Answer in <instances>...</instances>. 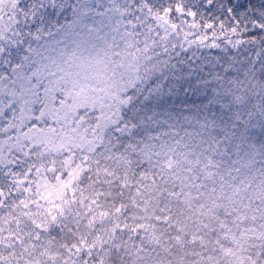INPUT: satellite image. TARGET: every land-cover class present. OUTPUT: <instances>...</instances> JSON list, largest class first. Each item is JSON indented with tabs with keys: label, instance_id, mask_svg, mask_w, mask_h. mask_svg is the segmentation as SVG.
Returning a JSON list of instances; mask_svg holds the SVG:
<instances>
[{
	"label": "rangeland",
	"instance_id": "obj_1",
	"mask_svg": "<svg viewBox=\"0 0 264 264\" xmlns=\"http://www.w3.org/2000/svg\"><path fill=\"white\" fill-rule=\"evenodd\" d=\"M107 1L85 0L71 14L67 8L52 13L46 0H22L0 26V173H8L7 166L33 154L52 166L63 158L70 183L52 170L39 188L47 215L75 202L73 185L78 176L71 170L75 156L86 162L90 152L103 146L106 134L131 136L138 131L124 118L138 56L131 53L122 72L109 61L111 41L100 36L109 26L121 25L123 14L115 5L112 17L107 16ZM250 61V56L223 53L208 60V68L201 70L208 77L200 78L221 87ZM221 90L214 95L218 101H212L220 107L229 103L227 87ZM167 105L164 113L144 115L146 144L140 151L147 149L171 172L169 196L181 189L179 220L165 215L171 209L165 212L154 193L136 206L129 203L133 207L129 214L126 204L117 208L107 203L108 215L95 217V226L98 222L99 230L109 233L94 242L98 258L114 264H264V151H256L252 140L244 139V146L231 140L220 127L226 119H217V105L191 112ZM39 117H48L50 128L36 127ZM79 194L85 196V191L80 189ZM161 204L173 206L166 200ZM132 227L149 232L153 239L148 247L135 248L127 242L124 255L115 233L124 234ZM37 241L33 236L17 259L9 251L11 243L0 245V255L7 264H81L72 253L65 255L49 242Z\"/></svg>",
	"mask_w": 264,
	"mask_h": 264
},
{
	"label": "trees",
	"instance_id": "obj_2",
	"mask_svg": "<svg viewBox=\"0 0 264 264\" xmlns=\"http://www.w3.org/2000/svg\"><path fill=\"white\" fill-rule=\"evenodd\" d=\"M21 1L0 0V26L8 11ZM83 1L46 0L44 5L52 13L67 8L66 12L72 14ZM107 4V16L112 17L115 5L123 14L121 25H114V29L109 26L100 36L111 41L109 61L122 72L131 53L138 56L137 77L128 90L130 105L124 111V118L129 119L130 125H137L138 131L131 136L106 134L103 146L90 152L86 162L75 156L71 166L74 177L78 176V184L73 185L75 202L65 210L47 215L39 198L40 185L48 180L52 170L64 183H70L68 172L62 169L63 158L52 166L41 163L33 154L7 166L8 173H0V245L3 248L11 243L9 251L16 259L35 236L37 243L49 242L65 255L70 252L81 264H114L110 259L100 260L98 248L93 246L95 240L109 234L99 230L98 222L95 226V217L98 219L101 213L108 215L104 208L107 203L117 208L126 204L129 214L133 211L129 203L136 206L139 200L154 193L162 203L166 200L173 204L165 206L160 201L165 212L171 209L165 215L173 221L178 218V205L184 201L181 189L177 187L169 196L167 180L171 172L164 170L166 167L154 160L147 149L145 153L140 151L146 144L144 115L164 113L168 103L172 109L177 106L176 109L189 112L211 103L217 105L216 117L226 119L220 127L223 125L231 134V140L241 146L246 145L244 139L252 140L256 151H264V0H108ZM231 52L250 56L251 65L245 63L237 68L221 87L212 80L202 81L200 77H208L201 71L208 68V60ZM225 87L229 103L220 107L212 101H218L214 95ZM39 118L42 121L38 120L36 127L50 128L48 117ZM89 121L97 126L95 119ZM80 189L85 196H80ZM129 218L128 226H132ZM113 219L114 216L110 218L112 224ZM126 231L116 232L114 239L121 244L119 253L124 255L127 242L135 248L148 247L153 239L149 232L135 231L133 227ZM8 235L12 237L7 238ZM110 236L112 239L113 234ZM7 263L0 255V264Z\"/></svg>",
	"mask_w": 264,
	"mask_h": 264
}]
</instances>
